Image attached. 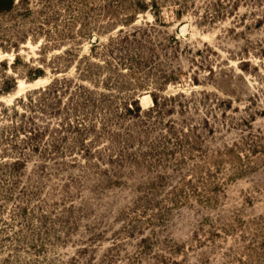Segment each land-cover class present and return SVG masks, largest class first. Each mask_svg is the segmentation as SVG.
<instances>
[{"label": "rangeland", "instance_id": "obj_1", "mask_svg": "<svg viewBox=\"0 0 264 264\" xmlns=\"http://www.w3.org/2000/svg\"><path fill=\"white\" fill-rule=\"evenodd\" d=\"M7 8L0 264H264V0Z\"/></svg>", "mask_w": 264, "mask_h": 264}, {"label": "trees", "instance_id": "obj_2", "mask_svg": "<svg viewBox=\"0 0 264 264\" xmlns=\"http://www.w3.org/2000/svg\"><path fill=\"white\" fill-rule=\"evenodd\" d=\"M14 2L15 0H0V3L2 4H6V6L8 7L7 9H12L13 6H14ZM2 10V9H1ZM2 12V11H0ZM35 78H38V77H35ZM137 109L138 111H140V107L137 105ZM128 111L132 112L129 108L127 109Z\"/></svg>", "mask_w": 264, "mask_h": 264}]
</instances>
